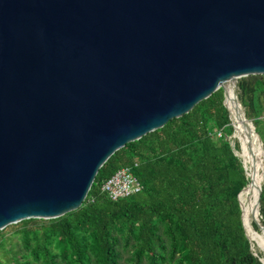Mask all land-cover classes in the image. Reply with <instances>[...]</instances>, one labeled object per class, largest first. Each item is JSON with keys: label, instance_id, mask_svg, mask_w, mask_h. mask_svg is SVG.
<instances>
[{"label": "water", "instance_id": "obj_1", "mask_svg": "<svg viewBox=\"0 0 264 264\" xmlns=\"http://www.w3.org/2000/svg\"><path fill=\"white\" fill-rule=\"evenodd\" d=\"M256 74L264 0H0V230L79 208L116 150L219 88L233 136L227 82L264 152L236 93Z\"/></svg>", "mask_w": 264, "mask_h": 264}, {"label": "trees", "instance_id": "obj_2", "mask_svg": "<svg viewBox=\"0 0 264 264\" xmlns=\"http://www.w3.org/2000/svg\"><path fill=\"white\" fill-rule=\"evenodd\" d=\"M236 93L262 136L264 76L238 79ZM223 98L219 88L116 150L79 208L0 230V251L7 256L0 264H261L262 253H254L242 225L237 195L249 178L235 154L238 142L233 147L228 139L233 127ZM127 165L142 190L111 200L100 186ZM260 219L264 224L263 185Z\"/></svg>", "mask_w": 264, "mask_h": 264}, {"label": "bare ground", "instance_id": "obj_3", "mask_svg": "<svg viewBox=\"0 0 264 264\" xmlns=\"http://www.w3.org/2000/svg\"><path fill=\"white\" fill-rule=\"evenodd\" d=\"M225 86L226 90L229 93L227 104L230 108L232 121L237 128V130L233 134V137H235L240 142V150L238 152V155L241 156V159L245 164L248 176L253 177L254 183L256 184L261 178V173H263L264 176V152L258 150V140L256 139V142H253V136L250 134L248 127L244 125L242 119V110L232 94V82H227ZM255 146H257V148H255ZM252 151L254 152L255 157H253ZM254 183L253 185H250L247 188L243 189L240 194V204L243 211V219L246 226V231L251 243V248L256 255H259L260 251L262 255H259V257L263 259L264 237L261 236L260 232L255 231L252 226L251 218L253 205L257 196V191ZM257 249H259V251Z\"/></svg>", "mask_w": 264, "mask_h": 264}, {"label": "built area", "instance_id": "obj_4", "mask_svg": "<svg viewBox=\"0 0 264 264\" xmlns=\"http://www.w3.org/2000/svg\"><path fill=\"white\" fill-rule=\"evenodd\" d=\"M221 134V130L217 131L215 137H219ZM142 187L141 182L134 175L132 167L127 165L118 168L110 177L104 180L100 189L107 194L109 199L117 200L139 193Z\"/></svg>", "mask_w": 264, "mask_h": 264}, {"label": "rangeland", "instance_id": "obj_5", "mask_svg": "<svg viewBox=\"0 0 264 264\" xmlns=\"http://www.w3.org/2000/svg\"><path fill=\"white\" fill-rule=\"evenodd\" d=\"M249 120H251L252 122H253V119L251 118V119H249ZM253 125H254V127H256V124L253 122ZM258 127H259V129H260V131L262 132V136L259 134V136H260V139H261V142H262V146H263V148H264V115H263V117L261 118V120H260V122H259V124H258ZM256 130V129H255ZM228 139H231V144H232V146L234 147V143L235 142H238V145H239V147H240V142L235 138V137H233L232 135L231 136H229L228 137ZM239 150L240 149H238V150H236L235 149V153H237L238 154V152H239ZM262 185L264 186V178H263V180H262ZM7 227V226H6ZM5 227V228H6ZM6 236L7 237H9V239H11V241L13 242V243H16V242H18V239H17V236H15V235H13V234H11L10 232H7L6 233ZM258 251H259V249H257ZM260 252V251H259ZM4 252L3 251H0V259L1 260H4L7 256H4V254H3ZM126 255V254H125ZM7 264V263H6ZM8 264H10V262L8 263ZM145 264V263H144Z\"/></svg>", "mask_w": 264, "mask_h": 264}]
</instances>
